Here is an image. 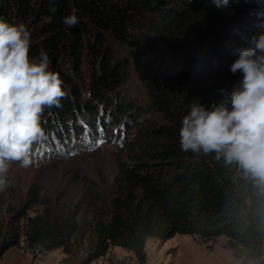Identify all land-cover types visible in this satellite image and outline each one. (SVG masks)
<instances>
[{
  "label": "trees",
  "instance_id": "obj_1",
  "mask_svg": "<svg viewBox=\"0 0 264 264\" xmlns=\"http://www.w3.org/2000/svg\"><path fill=\"white\" fill-rule=\"evenodd\" d=\"M228 9H236L230 0L226 7L208 0H0V19L45 18L30 30L31 54L46 50L51 70L65 82L67 95L42 115L45 135L37 143L47 148L39 144L35 155L63 151L82 135L93 139L99 133L113 138L119 133L118 142L134 150L130 163H116V195L106 217L85 225L77 215L48 207L26 215L25 204L0 221V257L22 237L29 250L59 248L66 256L85 246L78 264L102 257L109 246L131 251L143 262L146 238L165 241L175 234L223 235L260 252L264 187L215 153L182 152L178 141L181 119L192 103L210 106L222 98L233 59L222 48L212 49L211 58L194 47L191 59L200 76L179 63L160 76L146 55L156 52V45L192 46L194 38L215 30ZM73 10L80 22L68 27L63 17ZM107 36L136 58L151 108L167 115L163 124L143 119L138 107L132 112L133 100L124 92L127 62L112 56ZM252 264H264V257Z\"/></svg>",
  "mask_w": 264,
  "mask_h": 264
},
{
  "label": "rangeland",
  "instance_id": "obj_2",
  "mask_svg": "<svg viewBox=\"0 0 264 264\" xmlns=\"http://www.w3.org/2000/svg\"><path fill=\"white\" fill-rule=\"evenodd\" d=\"M233 5L236 9H228L209 36L194 40L190 36L192 46L181 49L163 44L156 45L157 51L152 54L146 52L156 74H166L167 70H174L179 63L189 74L200 76L199 68L191 59L194 47L211 58L212 49L222 48L234 61L238 56L236 49L247 47L251 37L264 31V0H230V6ZM44 20L32 16L25 24L31 30L38 28ZM107 45L112 56L127 62L129 78L124 92L126 97L133 100L132 112H138L135 111L138 107L141 109L138 114L143 119L163 124L167 115L151 108L136 58L131 57L126 46L114 37L107 36ZM240 78V73H231L223 87L227 86L230 90ZM210 88H213L212 83ZM117 127L121 129L119 125ZM109 129L113 130L112 127ZM119 136V133L114 138L99 133L98 137L92 139L89 135H82L73 147L68 146L63 151H56L55 148L45 152L42 157L35 155V151L39 144L44 148L47 146L43 141L34 144L31 167L24 169L16 163L9 164L10 186L0 191V221L25 204L28 205L26 215L31 216L48 207L56 213L77 215L85 225L106 217L110 201L116 195L113 183L116 163H130L134 155V150L125 149L123 143L118 142ZM84 248L79 247L70 256L63 254L59 248L32 251L20 237L18 246L9 247L1 255L0 264H78ZM143 250L145 257L143 262H139L131 251L109 246L102 257L88 264H252L264 257V237L259 245V253L257 248L241 246L223 235L203 239L195 235L175 234L165 241L148 237Z\"/></svg>",
  "mask_w": 264,
  "mask_h": 264
},
{
  "label": "clouds",
  "instance_id": "obj_3",
  "mask_svg": "<svg viewBox=\"0 0 264 264\" xmlns=\"http://www.w3.org/2000/svg\"><path fill=\"white\" fill-rule=\"evenodd\" d=\"M213 3L226 7L229 0ZM79 22L76 10L63 17L68 27ZM31 47L25 23L0 19V191L10 186V163L32 166L33 145L45 135L42 115L67 95L60 74L51 70L48 52L41 49L33 56ZM236 51L230 71L241 78L230 90L220 89L219 102L190 105L181 119L179 147L182 152L215 153L264 187V31Z\"/></svg>",
  "mask_w": 264,
  "mask_h": 264
}]
</instances>
